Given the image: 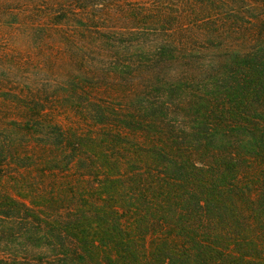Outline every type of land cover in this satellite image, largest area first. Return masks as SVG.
<instances>
[{"label": "trees", "instance_id": "16d2710c", "mask_svg": "<svg viewBox=\"0 0 264 264\" xmlns=\"http://www.w3.org/2000/svg\"><path fill=\"white\" fill-rule=\"evenodd\" d=\"M50 2L73 72H0V264H264V0Z\"/></svg>", "mask_w": 264, "mask_h": 264}, {"label": "rangeland", "instance_id": "374dc122", "mask_svg": "<svg viewBox=\"0 0 264 264\" xmlns=\"http://www.w3.org/2000/svg\"><path fill=\"white\" fill-rule=\"evenodd\" d=\"M52 0H0V72L13 80L18 66L28 67L26 76L64 80L71 72L72 58L64 39L67 25L56 23L50 15ZM36 5V7H33ZM43 6V9L34 8ZM76 10V8H74ZM52 65L48 72L44 66ZM63 114V112H62ZM55 119L64 122L63 115Z\"/></svg>", "mask_w": 264, "mask_h": 264}]
</instances>
